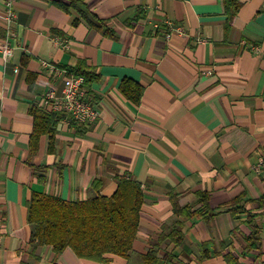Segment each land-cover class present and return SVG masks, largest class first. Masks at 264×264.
Segmentation results:
<instances>
[{"label": "crops", "instance_id": "obj_1", "mask_svg": "<svg viewBox=\"0 0 264 264\" xmlns=\"http://www.w3.org/2000/svg\"><path fill=\"white\" fill-rule=\"evenodd\" d=\"M12 1L13 56L0 57V264H143L151 252L158 264H264V166L253 169L264 161V0ZM83 72L96 120L59 116L53 137L31 145L42 95ZM121 178L143 195L127 257L82 260L36 242L33 195L109 198Z\"/></svg>", "mask_w": 264, "mask_h": 264}, {"label": "trees", "instance_id": "obj_2", "mask_svg": "<svg viewBox=\"0 0 264 264\" xmlns=\"http://www.w3.org/2000/svg\"><path fill=\"white\" fill-rule=\"evenodd\" d=\"M87 20L97 28L104 25V21L95 15ZM75 75H81L86 80L87 74L84 72ZM126 83L123 82L122 87ZM31 113L34 117L31 145H34L40 134H49L52 138L60 117L37 109ZM240 200L241 198L236 199L233 204H238ZM142 203L140 184L121 178L115 193L109 198L96 197L81 202H67L56 197L33 195L28 205V222L35 225L36 242L50 246L56 255L70 249L78 259L105 262L107 255L127 257L138 232ZM258 205L264 207V195L259 199ZM240 209L241 207L231 208L232 211ZM185 211L189 210L173 205L175 215ZM187 216L186 213L184 218ZM258 234L259 231L254 226L247 239L251 247L256 248ZM170 237L174 245L180 243L179 226L174 227ZM142 261L143 264L159 263L154 252L143 255Z\"/></svg>", "mask_w": 264, "mask_h": 264}, {"label": "built area", "instance_id": "obj_3", "mask_svg": "<svg viewBox=\"0 0 264 264\" xmlns=\"http://www.w3.org/2000/svg\"><path fill=\"white\" fill-rule=\"evenodd\" d=\"M12 0L5 3V9L0 20L5 28V37L0 41V57L4 64L13 56V47L11 39L14 37L13 26L15 24L16 15L12 9ZM167 38L170 35L166 36ZM58 46L67 48L64 41H56ZM54 73L64 74L65 71L51 67ZM17 68L14 69V73ZM85 78L81 75H66L62 80L61 92L57 94L54 90L46 91L41 98L40 109L46 114H56L62 116L66 123L71 121L89 125L97 118V110L95 105L85 89ZM264 166L262 157H259L257 163L253 166L255 172H259Z\"/></svg>", "mask_w": 264, "mask_h": 264}]
</instances>
